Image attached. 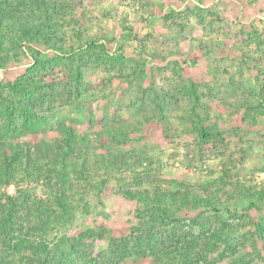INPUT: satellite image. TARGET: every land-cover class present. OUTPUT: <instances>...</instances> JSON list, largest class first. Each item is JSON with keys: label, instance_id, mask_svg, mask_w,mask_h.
<instances>
[{"label": "rangeland", "instance_id": "374dc122", "mask_svg": "<svg viewBox=\"0 0 264 264\" xmlns=\"http://www.w3.org/2000/svg\"><path fill=\"white\" fill-rule=\"evenodd\" d=\"M76 2V16L79 18L83 14L76 25L81 38H93L105 43L110 52L123 49L128 55L140 52L143 45L152 54L148 57L146 73L142 81H134L130 85L128 80L116 77L113 67L105 64L103 59L97 62L93 58L84 69L82 99L66 104V97H63V102H55L50 112L39 111L48 118L47 128L22 135L18 142L32 147L42 140L50 141L55 138V129L61 122H72L79 134H94L110 121H125L132 124L134 130L129 135L132 142L124 149L135 148L142 152V160L147 167L145 173L148 177L142 179L143 187L201 193L202 190L214 191L217 183H223L228 184L227 190L230 185H237L246 193L264 194V111L257 103V98L264 95L261 89L264 88V56L255 53V46L245 49L251 56L250 67L241 64L239 59L228 57L230 49L221 42L216 44L211 55L196 57L199 52L189 45H197V40L204 35L202 27L192 15L183 14L186 8L197 5L196 0ZM202 6L215 11L219 19L213 26L226 30V35L222 32L220 40L231 48H235L234 44L236 48L245 47L243 41L239 42L243 29L255 26L259 33L263 32L264 0L213 3L208 0ZM170 10L181 16L164 22L162 16ZM179 26L187 27L185 36L188 40L172 36L173 30ZM124 27L132 29L130 37L123 33ZM74 39L71 37L69 42L75 43ZM177 43L181 46V55L176 53V57H171L170 54L177 50ZM51 55L47 52L45 56ZM174 60L182 62L184 77L202 83L199 92L203 98L197 113L207 128L219 131L222 137L198 144L192 128L195 117L187 119L190 109L188 98L178 92L176 83L170 80L171 71L166 69V61ZM30 64V57L25 55L15 67L1 69L0 82L15 80ZM66 70L63 67L54 69L47 80L67 82ZM150 84L158 90L175 94L174 99L164 105L166 120L153 118V113H156L154 106L149 99L142 97V92ZM58 89L62 90V87ZM141 122L143 127L137 129ZM43 182L26 181L0 186L2 202H5V195L17 196L19 190L31 199H45L48 193ZM127 183L135 182L128 178ZM117 187L118 183L111 180L107 187L109 193L101 203L89 195L86 212H76L70 224L50 232L48 238L53 253L54 244L60 237H66L68 242L61 244V250L67 254L71 252L74 258L89 261V264H153L149 253L137 255L131 253L130 248L120 259V249L116 245L121 237H131V229L136 225V205L121 196L111 195ZM221 200L216 210L201 215L197 223L189 220V216L198 214L193 212L178 226L161 228L164 233H173L175 241L186 234L184 243L180 244L183 250L189 249L186 244L192 241V236L209 235L215 231L221 235L215 247L202 252L191 251L186 261L177 255L167 264H264V240L255 227L256 223L264 224V197L254 202H241L226 201L223 195ZM86 228L94 229V234L77 244L76 237ZM199 246L202 247V243Z\"/></svg>", "mask_w": 264, "mask_h": 264}, {"label": "trees", "instance_id": "16d2710c", "mask_svg": "<svg viewBox=\"0 0 264 264\" xmlns=\"http://www.w3.org/2000/svg\"><path fill=\"white\" fill-rule=\"evenodd\" d=\"M196 1V6L186 8L183 13L192 15L202 27L204 35L197 40V45H189L199 52L196 57L211 55L220 42L230 49L228 57L239 59L246 67H250L251 60L246 47L254 45L255 53L264 56V29L262 33L255 26L243 29L239 42L243 41L245 47L236 48L234 44L235 48H231L220 40L222 32L226 35V30L213 26L219 19L215 11L202 6L208 0ZM223 1L226 0H211V3ZM77 4L76 0H0V70L15 67L25 55L31 59V64L21 76L13 81L0 82V186L43 180L48 193L45 199H31L19 190L17 196L5 195L4 203L0 197V264H89V261L74 258L71 252L67 254L61 250V244L68 242L66 237H60L54 244L53 253L48 236L51 231L70 224L76 212H86L89 195L101 203L109 193L107 187L111 180L118 183L111 195L121 196L136 205V225L131 229V237H121L116 245L120 249V259L130 248L131 253L137 255L149 253L153 264H167L177 255L186 261L191 251L202 252L215 247L221 238L216 231L192 236V241L186 244L189 249L183 250L180 244L184 243L186 234L175 241L173 233L160 230L170 225L178 226L193 212L198 214L189 216V220L197 223L201 215L217 209L223 195L226 201L254 202L262 199L264 194L246 193L237 185H230L227 190L228 184L223 183H217L214 191L202 190L201 193L143 187L142 179L148 177L145 173L147 167L142 160V152L135 148L124 149L132 142L129 135L134 130L132 124L125 121H110L94 134H79L72 122H61L55 129V138L50 141L42 140L32 147L18 142L22 135L47 128L48 118L39 111L50 112L55 102H63V97H66V104L82 99L84 69L93 58L97 62L103 59L105 64L113 67L116 77L128 80L130 85L134 81H142L146 73L148 57L152 54L143 45L140 52L128 55L123 49L110 52L105 43L93 38L82 39L76 30L79 18L83 16H76ZM177 16L181 14L170 10L163 14L162 20L169 22ZM186 28L176 27L172 36L188 40ZM122 31L127 37L131 36V28L124 27ZM71 37L75 38V43L69 42ZM176 48L171 57H176V53L181 55L178 43ZM47 52L52 55L45 56ZM59 67L67 68L68 81L47 80L48 75ZM166 67L172 73L170 80L176 83L178 92L188 98L190 109L187 119L195 117L192 128L198 144L222 137L219 131L207 128L197 113L203 98L199 92L202 83L184 77L185 69L178 60L166 61ZM60 87L62 90L58 89ZM142 97L149 99L154 106L156 113H153V118L167 119L164 105H168L167 101L174 99L175 94L158 90L150 84L142 92ZM257 99L258 107L264 111V95ZM143 124L139 123L137 129H141ZM128 178L135 183L128 184ZM255 225L258 235L264 240V224ZM93 234L94 229L86 228L80 231L75 241L78 244ZM131 242H134L132 246Z\"/></svg>", "mask_w": 264, "mask_h": 264}]
</instances>
